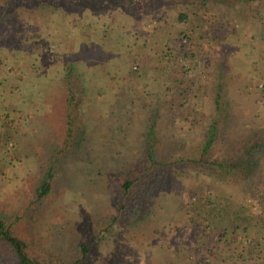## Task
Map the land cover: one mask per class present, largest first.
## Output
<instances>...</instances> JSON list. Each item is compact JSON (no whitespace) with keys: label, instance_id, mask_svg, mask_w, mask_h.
Masks as SVG:
<instances>
[{"label":"rangeland","instance_id":"obj_1","mask_svg":"<svg viewBox=\"0 0 264 264\" xmlns=\"http://www.w3.org/2000/svg\"><path fill=\"white\" fill-rule=\"evenodd\" d=\"M194 1L0 0V13L8 9L0 20L1 208L14 214L30 204L53 145L67 136L62 77L72 65L83 87L75 88L74 115L75 134L84 128L85 140L64 154L53 195L33 225L48 246L68 250L89 235L99 264H264V249L240 257L234 246H243L245 235L223 242V227L200 225L205 214L195 210L213 195L219 200L209 202L213 208L224 205L230 214L250 216L251 224L262 211L252 188H264V147L239 176L212 161H241L264 141V3ZM153 113L157 153L187 160L167 168L159 182H138L129 202L143 205L150 190L146 214H128L101 231L117 211L120 174L142 159ZM215 118L226 135L219 134L208 162L198 163ZM25 224L23 231L33 229ZM8 258L2 254L0 264Z\"/></svg>","mask_w":264,"mask_h":264},{"label":"trees","instance_id":"obj_2","mask_svg":"<svg viewBox=\"0 0 264 264\" xmlns=\"http://www.w3.org/2000/svg\"><path fill=\"white\" fill-rule=\"evenodd\" d=\"M55 1L59 2L61 0ZM129 1L132 4L136 3V0ZM201 1L205 3L208 0ZM247 1L252 3V5L255 2L264 3V0ZM193 3L197 4L199 1L196 0ZM255 7L257 8L258 6ZM7 10L8 9L6 7L1 11L0 20L7 19ZM179 19L182 22L188 21V13L180 12ZM206 33L214 35L217 33V30L216 28L206 30L205 32H202V35ZM74 71L76 70L72 65L67 73H65L62 77V79H65L66 82V104L69 108L67 112V121L65 122L67 136L63 139L62 144L59 146L53 145L45 177L40 181L39 185L35 189V198L31 200L30 204L27 205L23 211H18L14 214L9 213V211L0 207V256L2 254H6L9 257L5 261V264H99L92 259L93 245L95 242L94 236L90 237L89 235H86V237L80 240L76 246L74 245L68 250H63L55 246H48L46 242L44 243L45 237L41 236L40 232L35 227V223L42 217V215L39 214V210H41L40 206L42 207V205L53 195L56 174L59 171V165H61L64 154L71 147H73V145H81L85 140L84 128H81L79 133L75 134V126H77L78 120L77 116L74 115V111L75 107L79 106L77 101L78 99L76 97L78 95L76 89L77 87H83L79 82V74L73 73ZM219 86L220 88L217 91L215 98L218 115L220 113L222 114L224 109L220 106L221 101L224 99L221 92V88L223 86L222 82H219ZM262 87L264 90V84H262ZM156 117L157 115L155 113L150 116V124L146 132L147 137L145 138L143 153L141 154L142 159L136 162L131 169L124 170V174H120L123 178L120 184L121 193L117 205V211L107 220V226H105L106 228H102L101 231L109 230L113 227L115 228L116 225H119L121 219L126 217L128 214H136L137 217L140 214H146L152 206L151 196L153 193L150 190L147 192L144 191L143 205L135 207V202H129L132 199V196L136 194L137 185L140 186L138 182L144 180V186L150 181H152V183L159 182L163 178L164 172L167 168H171L174 164L185 162L187 160L182 154L176 155L173 159H170L161 158L157 153V146L155 142L157 131ZM219 130L220 121L215 118V120L208 125L205 139L199 146L200 154L198 160H196L198 163L199 161L208 162L206 155L209 153L210 149L219 137V134L221 133ZM221 135L225 137L226 133L222 132ZM76 137H78L77 140H75ZM263 147L264 141L254 142V144H252V146L247 150V158L237 162H222L214 160L212 161V164L218 167V169L223 173L239 176V171L240 173H245L244 171H246L247 167L255 165L256 152L260 151ZM119 171L121 172V169H119ZM212 193H214V191ZM252 193L253 195L258 196V198L263 202L262 211L258 212L255 217V224H251L252 222L250 216H245L241 213L230 214L224 205L223 208L226 209H223L222 206H219L221 207L220 210L213 208V206L209 203L212 201L213 204L217 203V197L213 195H210L213 199L210 198L209 202L203 201L201 202L202 207L199 206L198 209L195 208V210L198 211V214L199 212L200 214H205V216H202V221L199 223L200 225H204V227L209 226L212 230L217 228L221 229L223 227V242L229 241L232 243V237L238 233L245 235L243 246H234L242 249L240 251V257H245L246 254L253 253L255 251L260 254L264 249V188L253 187ZM184 195L186 196V201H188L190 199V197H188V193L184 192ZM192 197L195 201H201L202 199L196 194H193L191 199ZM217 204L219 205V200ZM215 219L220 220L225 224V226H220L217 223L213 226V221ZM24 220L28 223L25 224ZM24 224L25 228L29 224L33 229L29 227L27 230L23 231L22 227ZM186 228H188L186 229L187 231H191L192 225H188ZM30 232H35V236L31 237ZM202 235L203 240L201 239V245L203 244L202 246H204L207 243V240H205L207 235Z\"/></svg>","mask_w":264,"mask_h":264}]
</instances>
